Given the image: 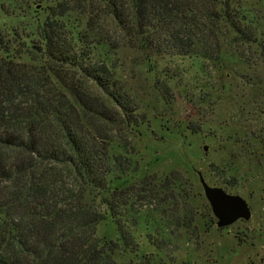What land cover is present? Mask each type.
Segmentation results:
<instances>
[{
  "label": "trees",
  "instance_id": "obj_1",
  "mask_svg": "<svg viewBox=\"0 0 264 264\" xmlns=\"http://www.w3.org/2000/svg\"><path fill=\"white\" fill-rule=\"evenodd\" d=\"M239 2L63 0L13 44L0 36V264H121L145 249L161 261L197 236L186 178L137 167L131 137L151 118L122 55L149 74L163 59L215 64L222 31L251 36ZM107 220L115 241L97 235Z\"/></svg>",
  "mask_w": 264,
  "mask_h": 264
},
{
  "label": "rangeland",
  "instance_id": "obj_2",
  "mask_svg": "<svg viewBox=\"0 0 264 264\" xmlns=\"http://www.w3.org/2000/svg\"><path fill=\"white\" fill-rule=\"evenodd\" d=\"M61 1L0 0V36L13 44L12 33L33 32L46 8ZM239 6L253 21L251 36L222 31L221 60L215 64L163 59L149 74L131 64L138 54L122 55L121 74L138 87L151 118L148 133L131 137L137 167L146 175L177 172L186 178L201 224L197 236L167 258L162 255L160 261L154 249H145L119 254L121 264H138L143 253L152 255L154 264H264V0H240ZM21 61L30 62L24 56ZM113 153H118L116 145ZM197 172L210 186L240 195L250 219L217 229ZM97 235L106 241L119 238L111 220L98 226ZM139 242L146 243L143 234Z\"/></svg>",
  "mask_w": 264,
  "mask_h": 264
},
{
  "label": "water",
  "instance_id": "obj_3",
  "mask_svg": "<svg viewBox=\"0 0 264 264\" xmlns=\"http://www.w3.org/2000/svg\"><path fill=\"white\" fill-rule=\"evenodd\" d=\"M197 175L211 212L216 218L217 229L227 228L239 220L250 219L251 211L241 196L230 194L220 187L210 186L204 180L201 172H197Z\"/></svg>",
  "mask_w": 264,
  "mask_h": 264
},
{
  "label": "flooded vegetation",
  "instance_id": "obj_4",
  "mask_svg": "<svg viewBox=\"0 0 264 264\" xmlns=\"http://www.w3.org/2000/svg\"><path fill=\"white\" fill-rule=\"evenodd\" d=\"M225 190V189H224ZM226 191V190H225ZM240 196V195H239ZM247 205H248V203H247ZM248 207H249V205H248ZM250 209V208H249ZM251 211V210H250ZM240 221V220H239Z\"/></svg>",
  "mask_w": 264,
  "mask_h": 264
}]
</instances>
